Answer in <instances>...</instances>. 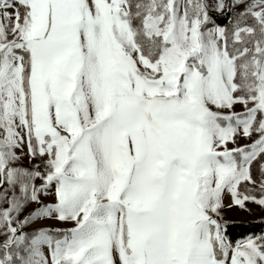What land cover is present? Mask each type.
<instances>
[{
	"label": "snow or ice",
	"instance_id": "6c2138e0",
	"mask_svg": "<svg viewBox=\"0 0 264 264\" xmlns=\"http://www.w3.org/2000/svg\"><path fill=\"white\" fill-rule=\"evenodd\" d=\"M225 193L264 208V0H0V264H264Z\"/></svg>",
	"mask_w": 264,
	"mask_h": 264
},
{
	"label": "rangeland",
	"instance_id": "374dc122",
	"mask_svg": "<svg viewBox=\"0 0 264 264\" xmlns=\"http://www.w3.org/2000/svg\"><path fill=\"white\" fill-rule=\"evenodd\" d=\"M236 111H242V108L240 106H237ZM241 144L247 143V141L241 140ZM25 164H27V161H25ZM41 181H36V184L39 185L41 184ZM248 187H253L249 185ZM243 190V188L241 189ZM42 200L44 203H51L53 202V197L52 196H46L42 197ZM231 203V198L230 196L225 193L224 196V204L225 207L221 211V215L223 218L224 222L230 223V222H235V221H249V220H258V219H263L264 218V208H261L260 206L256 205L255 203L252 202H246V207L249 210L241 209L238 206H233L229 208L227 205ZM2 207L7 208V204H3ZM36 208L35 204H29L25 207V210L20 214L18 217L19 220H23L26 215H29L30 212L34 211ZM54 227V228H59L62 230H67L74 225L72 224H62V223H57L51 220L48 221H33L27 225H25L23 228L19 229L18 231L23 232V233H32L34 230L40 228V227ZM2 239V238H0ZM43 251L47 255L48 250L46 247H44Z\"/></svg>",
	"mask_w": 264,
	"mask_h": 264
},
{
	"label": "trees",
	"instance_id": "16d2710c",
	"mask_svg": "<svg viewBox=\"0 0 264 264\" xmlns=\"http://www.w3.org/2000/svg\"><path fill=\"white\" fill-rule=\"evenodd\" d=\"M259 196L258 189L254 192ZM228 224V236L235 243L238 240H243L248 236L264 234V218L249 221H235Z\"/></svg>",
	"mask_w": 264,
	"mask_h": 264
}]
</instances>
